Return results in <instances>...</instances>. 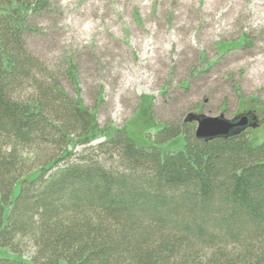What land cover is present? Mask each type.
Returning <instances> with one entry per match:
<instances>
[{
	"label": "trees",
	"instance_id": "16d2710c",
	"mask_svg": "<svg viewBox=\"0 0 264 264\" xmlns=\"http://www.w3.org/2000/svg\"><path fill=\"white\" fill-rule=\"evenodd\" d=\"M15 4L0 13V264H264V142L197 138L195 121L148 144L91 129L26 48L48 2Z\"/></svg>",
	"mask_w": 264,
	"mask_h": 264
},
{
	"label": "rangeland",
	"instance_id": "374dc122",
	"mask_svg": "<svg viewBox=\"0 0 264 264\" xmlns=\"http://www.w3.org/2000/svg\"><path fill=\"white\" fill-rule=\"evenodd\" d=\"M46 1L47 10L29 18L26 48L81 102L91 129L124 128L148 144L165 126L195 121L191 115L254 112L257 124L246 133L264 142V0ZM15 5L0 0V13ZM242 39L241 47L226 45ZM95 133L92 147L104 140Z\"/></svg>",
	"mask_w": 264,
	"mask_h": 264
},
{
	"label": "water",
	"instance_id": "95a60500",
	"mask_svg": "<svg viewBox=\"0 0 264 264\" xmlns=\"http://www.w3.org/2000/svg\"><path fill=\"white\" fill-rule=\"evenodd\" d=\"M189 120H195L197 122L196 137L205 140L238 134L245 130L249 124L247 114L238 116L235 119L225 118L222 114L217 117L191 115Z\"/></svg>",
	"mask_w": 264,
	"mask_h": 264
},
{
	"label": "flooded vegetation",
	"instance_id": "af4514ba",
	"mask_svg": "<svg viewBox=\"0 0 264 264\" xmlns=\"http://www.w3.org/2000/svg\"><path fill=\"white\" fill-rule=\"evenodd\" d=\"M243 114H247L248 115V123H249L248 126L245 128V130L242 131L244 133V132H246L248 130V128L253 127V126H255L257 124V121H256L257 117H256L254 112H247V113H243ZM237 117L238 116H236L235 118H237ZM235 118H233V119H235Z\"/></svg>",
	"mask_w": 264,
	"mask_h": 264
}]
</instances>
